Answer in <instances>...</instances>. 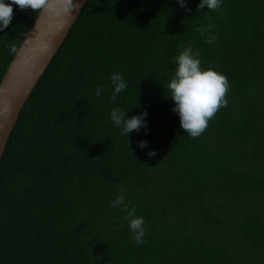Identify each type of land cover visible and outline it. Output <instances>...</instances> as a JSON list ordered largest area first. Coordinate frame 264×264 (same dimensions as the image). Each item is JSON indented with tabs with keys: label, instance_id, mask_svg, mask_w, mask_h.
I'll return each mask as SVG.
<instances>
[{
	"label": "trees",
	"instance_id": "trees-1",
	"mask_svg": "<svg viewBox=\"0 0 264 264\" xmlns=\"http://www.w3.org/2000/svg\"><path fill=\"white\" fill-rule=\"evenodd\" d=\"M199 3L86 0L1 159L0 264H264V0ZM13 8L0 81L39 12ZM190 41L201 67L230 84L197 138L167 89ZM113 73L127 82L115 103ZM117 107L129 119L147 111V128L122 136ZM121 194L145 219L141 245L111 207Z\"/></svg>",
	"mask_w": 264,
	"mask_h": 264
},
{
	"label": "clouds",
	"instance_id": "clouds-1",
	"mask_svg": "<svg viewBox=\"0 0 264 264\" xmlns=\"http://www.w3.org/2000/svg\"><path fill=\"white\" fill-rule=\"evenodd\" d=\"M57 3L71 5L72 0H56ZM181 8H185L187 12H191L190 8H186L187 0H177ZM53 0H0V31L8 28L14 16L13 5L18 6L21 10L30 9L32 12L47 11L51 9ZM222 0H200L197 11H202L205 6L209 11H219ZM64 11H69L68 7ZM213 25L201 26L197 29L201 35L210 33ZM218 39L217 36L208 35L206 43L213 44ZM12 53H16L17 49L13 45L10 48ZM200 53L194 51L191 41L182 52L177 55L173 63L177 65L174 76L167 85L170 92V98L174 102L173 112L177 113L180 119V127L185 133L192 138L199 137L209 126L220 108L227 107V93L230 88L228 77L212 68L203 69L199 59ZM113 103L117 101L120 93L126 87L127 82L119 73H113L110 77ZM2 91V90H0ZM104 91L103 87L97 88L95 94L99 96ZM4 112H7L5 107ZM148 113L144 111L141 115L127 118L128 112H124L120 108H113L110 112L111 121L120 129L122 136H127L133 131H139L141 127L147 128L146 117ZM141 148L147 147L146 141L139 143ZM149 157L155 156V151L147 153ZM122 206V210L126 212L125 220L133 234V240L137 245L145 243L146 231L144 228L145 219L135 215V208L129 210V206L125 203L124 195H118L111 203L112 208Z\"/></svg>",
	"mask_w": 264,
	"mask_h": 264
},
{
	"label": "water",
	"instance_id": "water-1",
	"mask_svg": "<svg viewBox=\"0 0 264 264\" xmlns=\"http://www.w3.org/2000/svg\"><path fill=\"white\" fill-rule=\"evenodd\" d=\"M86 0H53L39 11L0 81V163L14 124L34 86L63 43ZM68 7L69 11H64ZM7 107V112H4Z\"/></svg>",
	"mask_w": 264,
	"mask_h": 264
}]
</instances>
